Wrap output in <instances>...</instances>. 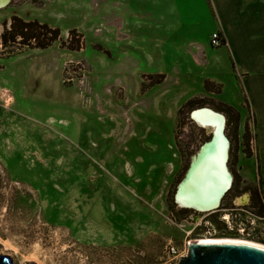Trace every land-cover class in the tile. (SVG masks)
<instances>
[{
  "label": "rangeland",
  "instance_id": "rangeland-1",
  "mask_svg": "<svg viewBox=\"0 0 264 264\" xmlns=\"http://www.w3.org/2000/svg\"><path fill=\"white\" fill-rule=\"evenodd\" d=\"M149 10L143 0H9L0 7V172L9 175L0 189V237L15 246V264L26 255L41 264H174L169 243L181 251L205 236L264 244V220L245 207L250 191L212 220L213 211H179L175 187L211 129L187 110L180 117L177 110L174 122L177 97L143 96L155 86L151 77L163 81L151 74L159 59L138 26ZM12 15L58 27L60 35L47 48L11 52L1 33ZM224 79L228 97L240 91L238 81ZM213 93L204 94L205 106L218 111ZM242 105L248 123L251 111ZM225 117L233 182L237 173L241 186L258 187L245 126L236 143ZM244 194L247 201H237Z\"/></svg>",
  "mask_w": 264,
  "mask_h": 264
},
{
  "label": "crops",
  "instance_id": "crops-1",
  "mask_svg": "<svg viewBox=\"0 0 264 264\" xmlns=\"http://www.w3.org/2000/svg\"><path fill=\"white\" fill-rule=\"evenodd\" d=\"M143 1L150 10L147 23L138 24L145 31L142 42L159 59L151 74L163 75V81L148 87L143 96L153 91L158 98L177 97L175 122L178 108L187 99L212 94L205 87L208 82L220 87L213 93L218 100L240 111L241 128L247 120L242 105L245 95L254 127V149L248 159L255 162V180H264V0ZM216 29L225 43L215 48L209 38ZM224 75L238 81L240 91L232 97L225 91ZM169 80L172 83L164 86ZM182 86L183 91L178 89Z\"/></svg>",
  "mask_w": 264,
  "mask_h": 264
},
{
  "label": "bare ground",
  "instance_id": "bare-ground-1",
  "mask_svg": "<svg viewBox=\"0 0 264 264\" xmlns=\"http://www.w3.org/2000/svg\"><path fill=\"white\" fill-rule=\"evenodd\" d=\"M8 2L9 0H0V7ZM193 118L201 126L212 125L214 137L210 143L198 151V158L192 163L187 178L180 186L178 199L182 206L209 208L219 202L223 192L232 182V175L227 167L229 143L222 132L225 117L223 114L209 109H199L193 112ZM237 201H247V195L239 197ZM194 242L248 243L264 247L261 242L225 236H205ZM14 249H16L15 246L0 237V253L2 255H12ZM12 262L15 264L13 259ZM31 263L41 264L34 256L26 255L25 264Z\"/></svg>",
  "mask_w": 264,
  "mask_h": 264
},
{
  "label": "trees",
  "instance_id": "trees-1",
  "mask_svg": "<svg viewBox=\"0 0 264 264\" xmlns=\"http://www.w3.org/2000/svg\"><path fill=\"white\" fill-rule=\"evenodd\" d=\"M221 32V31H220ZM223 35V33L221 32ZM60 35V30L58 27H51L45 22H40L37 19L33 20H25L17 15L11 16V21L8 26L5 24V28L3 32L1 33V40L2 45L6 47H11L10 51H14L18 46H28L31 48H47L54 41L58 39ZM225 42V37H224ZM1 67V65H0ZM159 77H163V75H159ZM152 84L159 83L160 80L155 79L154 77H151ZM205 87L209 89L210 91L218 92L219 89L215 85H211L208 82H205ZM217 90V91H216ZM209 101V98L205 95L202 96H194L189 99H187L184 103L180 105L178 108V117L182 115L186 110L190 112L192 109L205 106ZM217 104L215 105V109L218 111H221L225 113L227 116V126L232 131L235 137V141L237 143L238 141V129L240 126L241 121V113L240 111L235 108L234 106L225 103L220 100H216ZM244 104L247 106V110L251 111L250 104L247 99V97L244 95L243 97ZM186 111V112H187ZM245 130L243 133V140L245 143V146L250 148V138L251 134L249 132V125L248 123H245ZM237 146L233 149V154L235 156L234 162H237ZM249 156H251V152L249 150L248 152ZM179 178V177H178ZM9 181V175L0 172V189L7 185ZM261 182L264 184V180L261 178ZM245 191H250L251 193V207L255 208L258 212V214L264 215V191L259 187H252L251 185H242L241 186V177L237 173H235V179L232 184V187L229 189V191L224 195L223 200L227 199L228 203H222V206L219 207L218 210L213 211L208 214L209 219H213L217 215H219L221 208H228L233 206H227V205H233L232 199ZM184 208V207H182ZM232 209V208H231ZM192 209L184 208L180 209L179 211L181 213H184L186 211H189ZM233 211V210H231Z\"/></svg>",
  "mask_w": 264,
  "mask_h": 264
},
{
  "label": "water",
  "instance_id": "water-1",
  "mask_svg": "<svg viewBox=\"0 0 264 264\" xmlns=\"http://www.w3.org/2000/svg\"><path fill=\"white\" fill-rule=\"evenodd\" d=\"M201 109H209L217 113H221L220 111H216L212 109L209 106H202L195 109H192L189 112L190 119L195 122L197 125L204 129H211L209 133L211 134L210 139L208 141H205L201 144L199 150L202 149V147L208 143H210L211 139L214 137V130L212 125L208 126H201L197 123V121L193 118V112L196 110ZM224 115V114H223ZM225 117V115H224ZM226 121V117H225ZM225 127L226 122L223 127V135L226 137V139L229 142V139L225 133ZM198 150V151H199ZM198 158V152L196 154H193L189 162L185 168V171L183 173L182 178L177 182V185L175 187L174 191V200L175 202L180 205L179 199H178V193L181 184L185 181V179L188 176V173L191 169L192 163L194 160ZM228 158H229V148H228ZM228 161V160H227ZM228 167V165H227ZM229 169V168H228ZM230 171V170H229ZM231 173V172H230ZM232 174V173H231ZM233 184V174H232V182L229 187L225 189L223 192L219 202L209 208H198L195 206H181L184 208H189L194 211L198 212H209V211H216L219 209L221 200L224 197V195L229 191V189L232 187ZM248 195L249 200V193H246ZM245 195V194H244ZM196 219H199V215L196 216ZM0 264H14L12 262V258L9 255H2L0 253ZM174 264H264V247L252 245L248 243H231V242H224V243H200V242H191L188 245V250L186 255L182 256L178 262Z\"/></svg>",
  "mask_w": 264,
  "mask_h": 264
},
{
  "label": "built area",
  "instance_id": "built-area-1",
  "mask_svg": "<svg viewBox=\"0 0 264 264\" xmlns=\"http://www.w3.org/2000/svg\"><path fill=\"white\" fill-rule=\"evenodd\" d=\"M209 40H210L211 46H213V47H220L225 43L224 42V36L221 34L220 30H217V29L211 33ZM251 119L252 118H250L248 120L249 126L251 124ZM250 134H251L250 147H251V149H253L254 148V134H253V131H251V129H250ZM256 180L258 182V187L264 191V184L263 183L261 184V177H257ZM249 200H250V197H249ZM249 200L247 201V203L249 202ZM250 202H251V200H250ZM250 202L248 204L246 203L247 205H245V207L249 206ZM257 219L264 220V215L258 214ZM253 223L254 222H252L251 224H253ZM187 250H188L187 245H185L183 251H181L175 245H173L172 243H169L168 255H170L171 260L173 259L174 263H176L179 261V259L182 256L186 255Z\"/></svg>",
  "mask_w": 264,
  "mask_h": 264
}]
</instances>
